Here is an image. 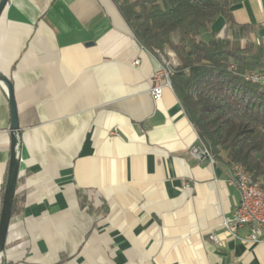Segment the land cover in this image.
Returning <instances> with one entry per match:
<instances>
[{"label": "crops", "instance_id": "0c3cea01", "mask_svg": "<svg viewBox=\"0 0 264 264\" xmlns=\"http://www.w3.org/2000/svg\"><path fill=\"white\" fill-rule=\"evenodd\" d=\"M231 14L264 35V0ZM160 66L115 0H7L0 73L20 126L21 208L0 264H264L247 227L236 239L222 227L239 199L228 169L190 155L200 139L172 87L152 97ZM9 126L0 84V188Z\"/></svg>", "mask_w": 264, "mask_h": 264}, {"label": "trees", "instance_id": "16d2710c", "mask_svg": "<svg viewBox=\"0 0 264 264\" xmlns=\"http://www.w3.org/2000/svg\"><path fill=\"white\" fill-rule=\"evenodd\" d=\"M115 1L144 49L174 54L171 87L214 160L229 174L242 166L264 190V86L244 79L264 70V45L253 26L233 20L236 0ZM218 18L224 24L212 31ZM20 208L14 195L11 217Z\"/></svg>", "mask_w": 264, "mask_h": 264}, {"label": "built area", "instance_id": "2783aa9c", "mask_svg": "<svg viewBox=\"0 0 264 264\" xmlns=\"http://www.w3.org/2000/svg\"><path fill=\"white\" fill-rule=\"evenodd\" d=\"M264 45V35L260 38ZM157 52V58L158 51ZM133 66L139 65V60H134ZM174 72H166L162 66L152 76L153 87L151 95L154 100H159L162 96L164 87L171 88V76ZM244 79L249 83H261L264 86V70L252 71L244 75ZM161 80L164 83H161ZM190 155L196 159L208 158L215 162L210 151L200 141L189 149ZM229 181L234 184L239 193L238 202L230 218L225 219L222 223L223 229L232 238H238V231L247 227L248 234L246 240L252 244L264 243V194L260 190V182H254L247 172H239L237 168L232 166L229 174ZM218 242L216 236L211 237Z\"/></svg>", "mask_w": 264, "mask_h": 264}, {"label": "water", "instance_id": "95a60500", "mask_svg": "<svg viewBox=\"0 0 264 264\" xmlns=\"http://www.w3.org/2000/svg\"><path fill=\"white\" fill-rule=\"evenodd\" d=\"M7 0H0V14ZM0 84L6 88L10 107V157L0 207V260L4 253L8 226L12 215L16 183L20 163V126L17 118L16 105L13 96V86L6 76L0 73Z\"/></svg>", "mask_w": 264, "mask_h": 264}, {"label": "bare ground", "instance_id": "6f19581e", "mask_svg": "<svg viewBox=\"0 0 264 264\" xmlns=\"http://www.w3.org/2000/svg\"><path fill=\"white\" fill-rule=\"evenodd\" d=\"M155 55L157 57V53ZM158 56H159V59H160V62H161V66H162L163 70H166V72H173V65L170 63V61H167V59L165 58V56L163 54L159 53V52H158ZM254 84L261 86V83H254ZM234 167H236L237 168V171H239V172H246L244 170V168L242 166H240V165H235ZM260 190L264 194V190L262 189L261 186H260Z\"/></svg>", "mask_w": 264, "mask_h": 264}, {"label": "rangeland", "instance_id": "374dc122", "mask_svg": "<svg viewBox=\"0 0 264 264\" xmlns=\"http://www.w3.org/2000/svg\"><path fill=\"white\" fill-rule=\"evenodd\" d=\"M163 55L165 56V58L167 59V61H170V63L173 65V67H175L177 65V60H176V58H175V56H174L173 53H171V52H168V53L165 52V53H163Z\"/></svg>", "mask_w": 264, "mask_h": 264}]
</instances>
